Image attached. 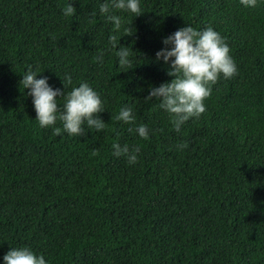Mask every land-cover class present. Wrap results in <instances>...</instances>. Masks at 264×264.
Returning a JSON list of instances; mask_svg holds the SVG:
<instances>
[{
  "label": "trees",
  "instance_id": "obj_1",
  "mask_svg": "<svg viewBox=\"0 0 264 264\" xmlns=\"http://www.w3.org/2000/svg\"><path fill=\"white\" fill-rule=\"evenodd\" d=\"M97 3L0 0V257L27 246L48 264H264V0H141L132 35L115 33L112 46ZM185 24L219 32L236 72L177 131L145 97L172 79L154 54ZM121 45L134 51L129 70L116 64ZM29 66L62 92L64 73L87 81L104 129L38 127L19 82ZM122 104L133 122L114 119ZM140 123L147 138L127 130ZM114 142L138 147L134 165Z\"/></svg>",
  "mask_w": 264,
  "mask_h": 264
},
{
  "label": "clouds",
  "instance_id": "obj_2",
  "mask_svg": "<svg viewBox=\"0 0 264 264\" xmlns=\"http://www.w3.org/2000/svg\"><path fill=\"white\" fill-rule=\"evenodd\" d=\"M257 0H240L245 7H254ZM97 10L106 22H110L112 34L107 37L108 46L116 40L115 33L132 35L133 29L129 19L142 14L141 0H98ZM62 15L73 16L75 8L67 2L61 8ZM131 33V34H129ZM119 36V37H120ZM162 47L154 54V62L166 65V73L172 77L167 82L150 86L145 100L158 101V108L167 113L173 129L179 130L181 125L191 119H196L205 111L204 100L209 97L212 85L219 77L230 78L236 72V65L229 54V46L224 37L211 26L200 29L185 24L161 40ZM107 49H97L96 60L103 59ZM133 50L130 46L116 47V64L122 69L133 68ZM43 72V71H42ZM32 66L26 68L19 80L35 112L38 127L51 128L54 134L61 132L68 136H81L85 128L91 131H101L106 123L99 113L104 111L99 93L87 82L72 84V77L64 73L60 88H53L46 76H39ZM66 85L70 88L65 91ZM59 97V99H57ZM59 100V103H58ZM115 120L123 123L134 121V110L129 104H122L116 113ZM59 121L60 126H54ZM140 138H147L149 129L140 123L129 127ZM178 148L185 147L178 144ZM114 156H124L127 164L134 165L137 161L138 147L130 148L128 144L114 142L111 145ZM2 264H48L44 255L34 253L27 246L9 247L0 257Z\"/></svg>",
  "mask_w": 264,
  "mask_h": 264
}]
</instances>
